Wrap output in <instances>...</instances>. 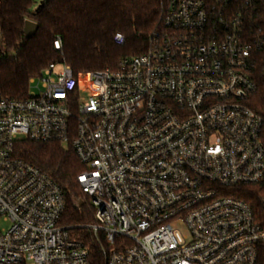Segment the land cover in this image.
<instances>
[{
    "label": "built area",
    "instance_id": "built-area-1",
    "mask_svg": "<svg viewBox=\"0 0 264 264\" xmlns=\"http://www.w3.org/2000/svg\"><path fill=\"white\" fill-rule=\"evenodd\" d=\"M256 1L168 0L163 32L118 69L86 84L54 63L24 99L0 97V264H92L22 141L73 150L104 264H257L264 229L233 196L264 183V119L248 106Z\"/></svg>",
    "mask_w": 264,
    "mask_h": 264
},
{
    "label": "trees",
    "instance_id": "trees-1",
    "mask_svg": "<svg viewBox=\"0 0 264 264\" xmlns=\"http://www.w3.org/2000/svg\"><path fill=\"white\" fill-rule=\"evenodd\" d=\"M37 4V0L0 3V97L24 99L30 80L54 63L69 66L78 80L94 72L118 69L123 59L145 53L151 39L163 32L168 0H47L38 11ZM254 5L258 15L252 23L263 29L264 38V0ZM28 21L38 25L31 39L24 34ZM118 33L126 38L122 47L113 42ZM55 41L61 42L60 51L55 49ZM252 78L258 89L248 106L264 119V46L253 56ZM16 153L62 188L67 202L63 224L89 248L92 264H104L100 245L85 229L95 222L94 211L79 187L77 177L83 166L73 150L22 141ZM233 196L251 207L264 229V183L240 187ZM80 201L82 205L76 207ZM257 264H264V244Z\"/></svg>",
    "mask_w": 264,
    "mask_h": 264
},
{
    "label": "water",
    "instance_id": "water-1",
    "mask_svg": "<svg viewBox=\"0 0 264 264\" xmlns=\"http://www.w3.org/2000/svg\"><path fill=\"white\" fill-rule=\"evenodd\" d=\"M44 6V3L41 4V8ZM38 30V25L32 21H28L26 22L25 24V30H24V34H25V37L27 39H31L35 33L37 32ZM82 205V201H80L76 207L78 206H81Z\"/></svg>",
    "mask_w": 264,
    "mask_h": 264
},
{
    "label": "rangeland",
    "instance_id": "rangeland-1",
    "mask_svg": "<svg viewBox=\"0 0 264 264\" xmlns=\"http://www.w3.org/2000/svg\"><path fill=\"white\" fill-rule=\"evenodd\" d=\"M81 80H82V82H84L86 84H90V82H91V75H89V74L88 75H85V76H83L81 78ZM31 91L36 92V93L39 92L37 89H35V87Z\"/></svg>",
    "mask_w": 264,
    "mask_h": 264
}]
</instances>
